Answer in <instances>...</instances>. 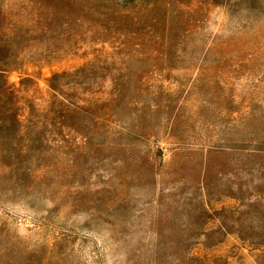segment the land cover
<instances>
[{
  "label": "rangeland",
  "instance_id": "rangeland-1",
  "mask_svg": "<svg viewBox=\"0 0 264 264\" xmlns=\"http://www.w3.org/2000/svg\"><path fill=\"white\" fill-rule=\"evenodd\" d=\"M0 264H264V0H0Z\"/></svg>",
  "mask_w": 264,
  "mask_h": 264
}]
</instances>
